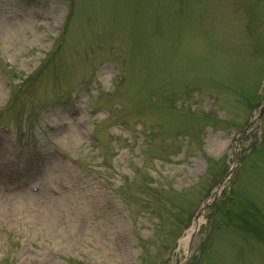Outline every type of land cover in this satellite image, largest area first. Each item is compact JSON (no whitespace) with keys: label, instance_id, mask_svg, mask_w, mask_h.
Returning <instances> with one entry per match:
<instances>
[{"label":"rangeland","instance_id":"rangeland-1","mask_svg":"<svg viewBox=\"0 0 264 264\" xmlns=\"http://www.w3.org/2000/svg\"><path fill=\"white\" fill-rule=\"evenodd\" d=\"M36 1L44 7L38 6L43 18L32 13L26 0H0V55L23 72L35 69L43 61L45 46L50 50L52 40L58 39L62 13L54 12L72 14L54 67L46 68L29 92L12 102L0 74V110L10 101L0 119L21 129L19 139H24L4 168L2 147L15 140V134L0 129V186L10 187L0 195V221L7 227L0 229V264L183 262L185 254L169 257L179 218L199 201L208 178L224 162V181L235 192L224 200L226 208L218 219L214 213L212 223L207 211L187 254L191 264H264V242L258 237L264 227L255 235L260 251L248 248L241 258L238 248L245 244L225 222L233 218L228 208L241 209L244 202L255 205L264 219V145L259 151L253 146L260 129L256 123L242 132L223 119L248 123L257 113L250 112L241 93L227 83L251 93L264 71V16L250 36L241 22L247 17L256 22L257 0ZM119 52L128 58L122 66ZM117 68L126 77L121 83ZM219 79L225 83H216ZM83 83L88 88L76 92ZM70 91L76 92L72 98ZM261 93L264 100L263 89ZM60 97H70L74 105L63 101L46 107ZM186 105L195 111L189 112ZM91 107L105 110L93 115ZM93 123L102 145L116 146L111 140L121 139L109 161L118 170L96 164L98 151L89 139ZM241 146L245 160L236 162ZM181 149L187 150L185 156ZM72 157L82 160L91 173L81 170ZM221 157L220 163L214 159ZM207 158L212 166L205 176ZM127 160L131 166H125ZM94 173L103 179L108 175L113 184L106 188ZM150 174L158 188L146 186ZM18 184V190L12 188ZM33 184L41 190L31 191ZM52 185L60 196L50 195ZM118 201L137 219L133 234L130 223L111 209ZM151 210L164 213L166 224L157 229L158 235L148 236L152 224L135 216ZM138 238H145L144 243L140 240L145 247L142 259ZM206 248L211 257L204 259ZM50 249L62 258L50 256ZM215 251L220 257H212Z\"/></svg>","mask_w":264,"mask_h":264}]
</instances>
